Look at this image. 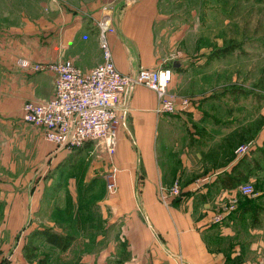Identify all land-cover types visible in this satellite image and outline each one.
Here are the masks:
<instances>
[{
	"label": "crops",
	"instance_id": "1",
	"mask_svg": "<svg viewBox=\"0 0 264 264\" xmlns=\"http://www.w3.org/2000/svg\"><path fill=\"white\" fill-rule=\"evenodd\" d=\"M54 2L61 11H51L43 18L39 7L30 16L48 20L47 25L31 31L25 24L14 30L0 24L1 43L12 36L29 39L33 57L29 61L33 63L67 59L82 70L100 64L103 57L96 22L112 0H65L63 9L60 1ZM189 6V0H131L121 6L113 17L115 32L107 35L116 69L135 74L140 68L169 66L170 91L178 89L185 79L189 81V67L198 62L187 54L196 51L187 43L199 34L190 27L197 12ZM15 17L27 20L25 10ZM4 20H9V13L3 9L0 22ZM177 51L183 56L173 58ZM6 66L0 61L1 68ZM32 74L19 71L12 79L9 74L0 77L2 105L15 101V113L21 119L26 101L43 102L54 92L53 73ZM157 106L153 90L143 85L131 89L112 155L89 142L66 151L46 141L56 167L48 179L50 187L40 184L34 203H29L26 211L17 207L20 229L27 226L31 213L36 220L23 237L18 232L13 239L16 232H11L7 247L12 243L13 253L3 249L0 259L10 258L6 264H38L43 260L56 264L53 257L57 255L63 260L61 264H264V175L254 178L251 173L259 161L256 163L252 155L236 157L234 144H227L223 152V135L217 137L218 146L210 147L211 142L190 124L193 138L177 140V161L169 167L168 155L163 152L168 147L171 114L158 113ZM191 112L187 116L193 120L202 114L200 110ZM185 128L181 130L183 137ZM209 148L213 156L208 154ZM205 170L212 171L209 181L193 189L194 181L200 179L194 178ZM175 177L181 178L183 196L165 205L159 198V186H169ZM247 181L259 187L254 198L239 190ZM28 196L30 202L32 195ZM43 228L71 235L73 240L61 251L37 239L34 256L28 259L24 250L27 238Z\"/></svg>",
	"mask_w": 264,
	"mask_h": 264
},
{
	"label": "rangeland",
	"instance_id": "2",
	"mask_svg": "<svg viewBox=\"0 0 264 264\" xmlns=\"http://www.w3.org/2000/svg\"><path fill=\"white\" fill-rule=\"evenodd\" d=\"M56 1L61 2L60 8L65 6V0ZM189 3L191 10L197 12L190 27L197 29L199 34L195 35L194 42L187 43V47L194 45L196 51H187V54L198 63L189 67V81L185 79L178 89L170 91L167 87V90L175 96L191 99L192 104L186 110L171 114V129L167 132L168 147L163 153L168 155L169 167H173L178 155L175 143L177 140L188 142V136L193 138V131L189 135L188 125L191 124L196 133L202 134L208 143L211 142L210 147L218 146L217 137L223 135L220 141L223 152L226 151L227 144L229 147L234 144L236 157H240L236 154V149L240 145H248L250 150L242 157L252 155L255 162L259 161L256 162L259 166L252 167L251 173L254 178L263 177L264 0H189ZM39 7L42 8L43 18L51 11H61L54 0H0V12L4 9L9 13V20L0 24L13 30L25 24L26 29L31 31L38 25H47L50 23L48 20L37 21L31 18ZM21 10H25L27 14L25 22L15 17ZM1 38L0 61L8 67H0V77L3 73L4 76L9 74L12 79L19 71H25L28 76L33 75L30 70L19 66L21 59L33 60L30 57L32 51L29 52V39L12 36L8 41L4 39L2 44ZM200 45L201 50L198 49ZM182 56L181 51L173 54V58ZM2 104L3 100L0 99V252L4 249L6 253L12 254V243L7 247L11 232H16L13 239L18 232L23 237L24 231L36 220L35 214L31 213L27 226L20 229L17 207L21 206L26 211L29 203H34L35 192L41 185L46 183L44 188L50 187L48 179L56 171V167L55 158L50 155L49 144L40 128L22 121L21 115L15 113L17 107L12 99ZM192 110H200L201 116L195 120L192 116L188 117L187 114L192 113ZM184 125L185 137L181 135ZM207 152L213 156L210 148ZM211 173L212 171L205 170L194 180L210 177ZM174 180L180 182L181 178L175 177ZM248 183L258 192L259 187L255 182L247 181L243 184ZM29 194L32 195L30 202ZM10 261V258L0 259V264ZM62 261L59 256L54 255L53 262L61 264ZM40 263L45 264V261Z\"/></svg>",
	"mask_w": 264,
	"mask_h": 264
},
{
	"label": "built area",
	"instance_id": "3",
	"mask_svg": "<svg viewBox=\"0 0 264 264\" xmlns=\"http://www.w3.org/2000/svg\"><path fill=\"white\" fill-rule=\"evenodd\" d=\"M131 0H112L102 8L97 21L98 45L103 61L82 70L70 60L53 62H30L21 59L19 66L31 72L54 74V92L46 101H26L22 107L24 122L42 130L46 141L56 149L72 151L93 142L112 155L117 144L118 129L128 111V99L135 85L153 90L158 98V113L173 114L189 108L191 99L175 96L167 87L172 80V68L161 66L156 69L140 68L135 74H125L116 69L112 62L107 35L115 32L114 15ZM122 6V7H121ZM248 145H240L236 154L240 157L249 151ZM209 177L194 181L193 189L201 188ZM240 192L248 197L255 195L252 184H243ZM160 201L168 205L183 196L181 184L172 181L169 186H159Z\"/></svg>",
	"mask_w": 264,
	"mask_h": 264
},
{
	"label": "trees",
	"instance_id": "4",
	"mask_svg": "<svg viewBox=\"0 0 264 264\" xmlns=\"http://www.w3.org/2000/svg\"><path fill=\"white\" fill-rule=\"evenodd\" d=\"M37 239H42L43 241L56 246L59 250L64 251L71 244L73 236L63 235L49 228L34 230L29 234L24 246L25 254L28 259H32L34 256V251L36 250L35 240ZM40 262L38 264H41Z\"/></svg>",
	"mask_w": 264,
	"mask_h": 264
}]
</instances>
